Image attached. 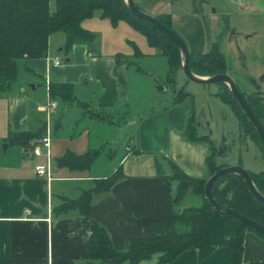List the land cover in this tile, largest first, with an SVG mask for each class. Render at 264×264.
I'll use <instances>...</instances> for the list:
<instances>
[{
    "label": "crops",
    "instance_id": "obj_1",
    "mask_svg": "<svg viewBox=\"0 0 264 264\" xmlns=\"http://www.w3.org/2000/svg\"><path fill=\"white\" fill-rule=\"evenodd\" d=\"M222 2L225 6L233 5L234 12L243 16L241 19H248L252 13L264 14V0ZM194 7L195 12L191 8H185V12L172 14L168 6L159 5L155 1L149 10L144 11L152 15L159 12L170 13L172 26L175 27L181 21L180 26L176 27L188 50L203 52L215 39L216 32L222 33L220 41L223 39L226 34H223V30L226 28L222 30V24L214 10L209 12L200 5ZM221 14H225L224 11ZM80 25L96 33L97 42L94 46L74 43L66 53L63 51L64 34L52 33L45 56L22 57L17 60V88L0 96V143H7L5 151H8L9 146L16 145L12 158L9 157L11 160H3L0 150V264H92L88 260L89 229L77 210H69L61 216L48 213L47 179L34 172V165L46 163V155L32 154V146L26 148L6 140L9 132H37L44 126L45 112L40 107L46 102V76L49 82L69 84L74 98L67 104L82 107L90 122L100 120L103 124L94 127V134L98 135L94 141L91 140L89 129H86V134L80 132L76 139L59 132L51 135L49 155L53 178L50 180V211L53 203L58 201V194L75 198L82 188L90 185L92 179L106 177L119 168L121 177L111 188L92 196L89 221L103 225L113 247L123 249L130 237L160 232L157 226L144 225L130 218L167 223L170 197L175 188L174 182L168 178L171 172L169 160L188 175L208 177L205 163L209 152L208 142L188 140L183 133L190 111L188 100V104L185 101L173 104L171 100L169 104L163 103L159 109L146 113L137 125L136 137L129 139L133 146L131 151L126 149L128 141L121 155L112 157L109 149L108 162L97 161V158H102L100 153L103 145L108 143V137L103 136L107 133L105 121H113L111 113L119 109L121 97L125 96L124 90L129 84L126 67L124 64H116L115 55H134L132 43L136 44L140 54L143 51L153 53L154 47L149 46L145 36L124 20L112 25L108 18L94 14L83 19ZM245 31L249 35L254 33L264 37V31L259 33L258 29L245 28ZM53 56L62 57L65 63L62 64L61 61L56 66L51 65ZM239 60L243 61V56ZM244 65L247 70V64ZM176 73L183 74L181 68ZM226 73L229 74V71ZM251 73L248 72L247 77L241 71L237 72L239 80L246 84L244 91L247 101L261 115L264 112V56ZM24 83L28 89L23 88ZM154 83L155 78L152 86ZM218 91L215 92L216 95ZM54 99L57 105L50 114L51 119L52 116L55 118L60 102V99ZM58 125L59 122L54 121L53 128ZM43 131L44 127L32 145L36 144ZM68 140L77 141L68 146ZM89 149H98L99 152L85 170L55 165V158L65 150L83 153ZM260 153L258 149V156L264 158ZM21 154L25 156L21 157ZM27 155L30 157H26ZM231 163L236 164L235 161ZM252 165L254 163L250 162L243 167L254 171ZM234 233L233 220L219 215L205 231L197 247L182 251L167 264H224L235 254L230 253L220 242ZM156 258L157 254H153L150 258L141 259L138 264H154ZM252 262H264V238L246 230L242 263Z\"/></svg>",
    "mask_w": 264,
    "mask_h": 264
},
{
    "label": "trees",
    "instance_id": "obj_2",
    "mask_svg": "<svg viewBox=\"0 0 264 264\" xmlns=\"http://www.w3.org/2000/svg\"><path fill=\"white\" fill-rule=\"evenodd\" d=\"M52 4L51 0H0V96L9 94L17 88V60L22 57L45 56L48 39L52 33L58 31L64 33L63 51L66 53L74 43L95 44L97 42L96 33L86 30L80 25L83 19L94 14L108 18L112 25H115L119 20H124L143 34L149 46L156 48L166 58L168 68L165 82H175L174 75L177 69L181 68V55L178 46L156 29L152 23L133 15L125 0H52ZM194 9L196 10L195 7ZM155 16L165 26L174 30L170 13L159 12ZM221 37L222 33H218L206 51H189V67L193 73L200 76H210L227 71V62L220 48ZM132 46L133 54L139 55L140 51L136 44L132 43ZM115 59L116 64L131 61L121 54L115 55ZM217 84L220 86L217 95L234 113L239 131L255 141L261 155L264 156V146L261 139L228 86L222 81L217 82ZM48 89L52 98L66 102L73 101L72 88L67 83L50 81ZM239 90L245 95L244 90L240 88ZM186 100L190 102V111L183 133L188 140H205L208 142L209 152L205 163L209 176L216 169L228 164L216 163L214 158L216 154L215 144L206 134L196 132L192 95L181 88L174 90L173 104ZM257 116L264 127V112L261 115L257 114ZM42 129L43 125L37 132H9L6 140L28 148L32 146L34 139L41 134ZM98 152V149H89L83 153L65 150L55 158V165L85 170L90 166ZM169 167L171 172L168 178L174 182L175 188L170 197L167 223L151 219L130 218L132 221L144 225L157 226L160 228V232L130 237L123 249L113 247L110 236L103 225L96 221H89L92 196L106 192L111 188L116 180L121 177L119 168L106 177L92 179L90 185L82 188L75 198L58 194V201L53 203L51 212L55 216H61L69 210H77L79 217L89 229L88 260L92 264H121L123 262L138 264L141 259L150 258L153 254H157L154 264H167L182 251L197 247L202 241L205 231L214 224L217 217L225 215L233 220L235 233L220 244L225 246L230 253H234L235 256L225 261L224 264H243L244 234L246 230H253L230 215L215 210L210 205L204 197V184L207 178L188 175L171 160H169ZM248 172L254 186L264 195V170H248ZM189 191L201 196L199 205H181L182 198ZM211 193L217 202L225 204L264 225V203L255 199L240 175L230 173L220 177L214 182ZM253 232L264 238V235ZM252 264H264V262H252Z\"/></svg>",
    "mask_w": 264,
    "mask_h": 264
},
{
    "label": "rangeland",
    "instance_id": "obj_3",
    "mask_svg": "<svg viewBox=\"0 0 264 264\" xmlns=\"http://www.w3.org/2000/svg\"><path fill=\"white\" fill-rule=\"evenodd\" d=\"M155 1H158L159 5L168 6L172 14L185 12V8H191L193 12L196 11L194 9L195 0H134L142 10H149ZM209 1L208 3L201 1L200 6L209 12L214 10L218 14L219 22L222 24V30L227 26L223 30V34H226L220 41V48L226 56L227 70L231 78L240 89L245 90L246 84L239 80L238 70L248 77L259 66L264 56V37L254 33L249 35L248 31H245V28L258 29L259 33L263 32L264 14L252 13L249 17L247 16L248 19H241L243 16L234 12L233 5H222V0ZM228 1L230 2L232 0ZM221 11H224L225 14H221ZM180 23L181 21L176 26H180ZM176 26H173L174 30L181 35ZM57 33H60V35L64 34L61 31ZM216 33L218 34V32ZM153 49V53L143 51L138 56L125 54L124 56L128 57L131 61L117 64H124L126 67L129 84L124 90L125 96L121 97L119 109L111 113L113 121H105L107 124V128L105 127L107 133L103 136L108 137L106 139L108 143L103 145L104 147H102L103 149L100 153V157L102 158H97L99 159L97 161L108 162L107 155L110 153L109 149L112 151V157L121 155L129 139L136 137L137 125L146 113L159 109L163 103L169 104L173 98L174 90L181 88L192 95L195 118L203 116L204 121L208 125L207 131H209V138L216 146L214 158L217 163L225 162L233 165L231 162L235 161L236 164L241 162L240 164L245 166L252 162L254 165L251 168L254 171L264 170V158L257 154L259 149L257 143L248 135L239 131L234 113L215 94L220 89L219 84L194 82L188 79L183 72V74L175 73L174 83L165 82L168 68L166 58L156 48ZM240 56H243L245 63L239 60ZM60 59L62 61L61 63L64 64L63 58L61 57ZM244 64H247V70ZM154 78L155 83L152 86V80ZM158 85H164V88H158ZM22 86L24 89H28L26 83ZM58 103L55 118L53 116L52 119L50 118V137L59 132L61 135H66L67 137L73 136L76 139L80 132L86 134V129H89L91 131V140L94 141L97 138L98 135H95L94 127L103 125L100 120L97 121L94 118V121L97 122H90L87 114H85L87 112L82 107L74 104L68 105L67 102L61 100ZM185 103L188 104L187 101ZM55 119L59 122L57 128H53V123L54 121L56 122ZM76 141L68 140L66 145L72 146ZM6 145V142L0 143V150L3 155L2 159L11 160L9 157L12 158L13 148L16 145L9 146L8 151H5ZM24 156L25 154H21V157ZM26 157L30 156L27 155ZM200 203L201 196L193 193L184 195L181 201V205L184 206H197ZM122 264H126V262Z\"/></svg>",
    "mask_w": 264,
    "mask_h": 264
},
{
    "label": "water",
    "instance_id": "obj_4",
    "mask_svg": "<svg viewBox=\"0 0 264 264\" xmlns=\"http://www.w3.org/2000/svg\"><path fill=\"white\" fill-rule=\"evenodd\" d=\"M125 1L128 5L130 12L133 15L145 19L150 23H152L156 29H158L162 34H164L169 39H171L178 46L181 55V69L184 75L188 79L202 84L217 83L219 81L226 83L233 97L239 104L240 108L242 109L248 120L251 122V124L253 125L256 133L258 134L264 146V127L262 126L259 117L257 116L255 111L247 101L245 95L239 90L237 84L231 78V76L226 72H220L206 77H202L200 75L193 73L189 67V50L183 38L175 30L165 26L155 15H152L140 9L136 5L134 0H125ZM201 1L202 0H195V6L199 7ZM65 60L67 61L68 59L66 58ZM158 88L163 89L164 85H158ZM207 126L208 125L204 121L203 116H198L195 118V127L196 130L199 132V134H206L207 136H209V131H207ZM230 173H236L240 175L242 177L243 182L245 183L249 191L252 193V195L255 197V199L264 203V195H262L254 186L248 170L245 169L240 164H233V165L228 164L222 166L216 169L211 175H209L204 184V197L207 199V201L215 210L230 215L234 219H237L240 222L244 223L251 230L264 235V225L241 214L240 212H237L236 210L228 207L225 204H221L217 202L212 196L211 189L214 182L218 180L220 177ZM244 264H252V263H244Z\"/></svg>",
    "mask_w": 264,
    "mask_h": 264
},
{
    "label": "built area",
    "instance_id": "obj_5",
    "mask_svg": "<svg viewBox=\"0 0 264 264\" xmlns=\"http://www.w3.org/2000/svg\"><path fill=\"white\" fill-rule=\"evenodd\" d=\"M61 62V59L58 56H53L51 58V65H58ZM49 79L46 76L45 78V87H46V102L40 107L41 110L45 112L44 118V131L43 134L40 136L36 144L32 145L31 153L32 154H45L47 161L45 164H36L34 165V172L36 175L45 177L47 179V205H48V213L50 214V180L53 178L51 175L52 170V162L49 155V146H50V134H51V121H50V114L56 107L57 103L54 98L51 97L48 89ZM132 143L131 141L128 142L126 149L128 151L132 150ZM50 218H47V220Z\"/></svg>",
    "mask_w": 264,
    "mask_h": 264
}]
</instances>
